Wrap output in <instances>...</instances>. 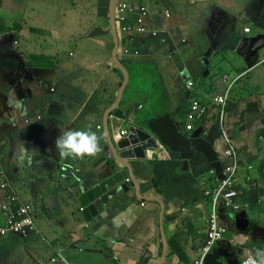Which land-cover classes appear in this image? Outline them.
<instances>
[{
    "label": "crops",
    "instance_id": "crops-1",
    "mask_svg": "<svg viewBox=\"0 0 264 264\" xmlns=\"http://www.w3.org/2000/svg\"><path fill=\"white\" fill-rule=\"evenodd\" d=\"M125 1L143 6L147 16L146 32L116 27V59L130 72L122 87L123 73L112 64L111 0H0V162L6 180L35 205L42 233L0 230V264H192L210 213L198 178L209 164L183 170L177 154L164 157L160 146L147 151L128 161L129 170L115 169L127 171L129 181L113 187L86 222L79 197L115 171L109 146L64 157L36 138L55 142L67 130L105 136L108 120L120 144L128 129L112 115L114 104L126 117L135 113L133 127L169 114L184 130L190 99L209 101L231 83L223 124L238 157L235 184L249 225L237 230L235 212L220 207L227 230L219 250L233 254L219 260L238 264L264 250V63L248 69L235 54L243 38L264 35V0ZM52 54L61 61H37ZM221 145L216 140L215 149ZM203 179L214 186L207 173ZM2 197L0 190V203Z\"/></svg>",
    "mask_w": 264,
    "mask_h": 264
},
{
    "label": "water",
    "instance_id": "water-1",
    "mask_svg": "<svg viewBox=\"0 0 264 264\" xmlns=\"http://www.w3.org/2000/svg\"><path fill=\"white\" fill-rule=\"evenodd\" d=\"M117 0H111L110 5V19H111V32L113 33L115 41V49L113 51L114 64L122 71L124 76V87L128 80L126 70L118 63L116 59L117 37L114 27V13ZM264 49V35L242 39L235 51V54L242 58V60L249 64L253 58L258 55V52ZM120 90L119 97L122 95ZM117 104L111 108L112 115L122 121L126 119V114L117 109ZM110 111V112H111ZM140 126L128 127V135L126 139L119 140L120 144L112 139L108 127V120L105 121V136H97V151L101 150L107 144L109 146L111 160L110 170H115L119 166L126 169L130 168L129 160L143 159L147 151L157 148L160 144L164 146L170 153L177 154L181 160L183 170L198 161H205L209 167L214 169V172L219 180L223 179L221 174L222 164L217 160V152L214 149L215 142L219 136V132L214 126L210 127L207 134L201 137L202 128L198 127L192 132L185 133L179 129V124L169 115L154 118L152 120L144 121L141 119ZM84 156L86 154H83ZM127 179V171L124 169L115 170L111 176L98 183L90 190L82 193L79 198L80 206L83 208V214L86 220L90 221L96 218L98 210L101 207L103 199L110 194L111 189L115 186L124 188V181ZM126 191V189H123ZM220 210V209H219ZM223 212V210H221ZM220 225L227 230L226 223L219 222ZM234 224L239 231H246L249 225L247 214L244 211L235 213ZM218 241L215 246L210 250L209 254L204 259V264H227L221 262L219 258H224L232 255V251H220Z\"/></svg>",
    "mask_w": 264,
    "mask_h": 264
},
{
    "label": "built area",
    "instance_id": "built-area-1",
    "mask_svg": "<svg viewBox=\"0 0 264 264\" xmlns=\"http://www.w3.org/2000/svg\"><path fill=\"white\" fill-rule=\"evenodd\" d=\"M134 10L137 12V16L134 20V31L136 33H142L143 29L140 25L141 19L145 15V11L144 9L135 8ZM133 12V9L120 4L118 6V13L120 15L119 21L122 23L125 22L126 15L133 14ZM125 30L130 32L132 28L128 26ZM244 32H248V30L245 29ZM151 34L152 36L153 34L155 35L154 32ZM122 52L123 54H127L128 50L123 49ZM192 86H194L192 80L186 82L187 88H191ZM229 88L230 87L228 86L224 92L213 95L209 101H202L198 97L191 98L185 114L183 131H193L195 125H200L204 119L207 120L205 122V129L201 133V136L204 137L209 127H212V121L208 122V117L211 116L212 112H215L216 115H214V117L217 120L215 128L219 132L218 140L222 144L221 151H218V158L222 162V175L224 176L222 180H218L214 176V171L212 169L209 170V176L212 182H214V186L212 188L208 186L206 188L204 185L205 181L207 183V180H204L203 177L199 176L202 178L199 180V184L204 189V195L209 199L210 213L207 217V230L205 239L200 249V254L192 264H204L206 255L209 254L215 243L224 238L226 230L219 225L220 206L233 212H239L247 208L246 205H243L238 201L239 194L234 185L239 170L238 157L232 140L228 136V130L223 124V112L229 96ZM135 117V113H132L129 121L132 122ZM124 134L125 131L121 130L120 135ZM161 148L160 154L164 157H169L168 152L164 149V147ZM0 177V190L3 192L0 209H2L4 213V225L0 228L1 232L3 234L23 236L37 234L38 229L35 223L34 208L31 204L24 203L18 194L14 192L12 182L6 180V171L2 167L1 162ZM254 259L255 256L246 255L238 261V264H252Z\"/></svg>",
    "mask_w": 264,
    "mask_h": 264
},
{
    "label": "clouds",
    "instance_id": "clouds-1",
    "mask_svg": "<svg viewBox=\"0 0 264 264\" xmlns=\"http://www.w3.org/2000/svg\"><path fill=\"white\" fill-rule=\"evenodd\" d=\"M120 4H123V5H125L127 8H130V9H133V14H127L126 15V17H125V22H120L119 21V18H120V15H119V13H118V6L120 5ZM134 8L135 9H144V11H145V15H144V17L141 19V25H140V27L143 29V31L145 32V30L146 29H144V27H143V25H144V19L146 18V16H147V12H146V10H145V8L143 7V6H139V5H133V4H130V3H128V2H126L125 0H117V2H116V6H115V13H114V27H115V32H116V27H118V29L119 30H123V31H125V32H127L125 29L128 27V26H130L131 28H132V30L130 31V32H127V33H133V34H140V33H136L135 31H134V26H135V22H134V20H135V17L137 16V12H136V10H134ZM166 18L168 17V15L167 14H165L164 15ZM109 21H110V23H111V19H110V16H109ZM245 30V29H244ZM248 30V29H247ZM244 32V31H243ZM249 33V30H248V32H244V34L245 35H247ZM260 36V35H259ZM256 37V36H255ZM250 38H252V37H250ZM243 39H245V38H243ZM123 53V52H122ZM264 49L263 50H261V51H259L258 52V55L255 57V58H253L252 60H251V62L249 63V64H247V63H245L246 64V67L248 68V69H250V68H252V67H255V66H258V65H261V64H263L264 63ZM263 54V55H262ZM237 56V55H236ZM238 57V56H237ZM242 59V58H241ZM253 61H255V62H253ZM244 62V61H243ZM253 62V63H252ZM241 77V76H240ZM239 78V77H238ZM238 78H236L235 80H237ZM231 85H232V83L231 84H229L228 86L230 87L229 88V96H230V91H231ZM228 86H226L225 88H224V90H222L220 93H222V92H224L227 88H228ZM220 93H218V94H220ZM213 95H215V94H213ZM212 95V96H213ZM229 96H228V98H229ZM228 100V99H227ZM211 114H213V116L212 117H214V115H216L215 114V112H212ZM127 119H125L124 121H125V127L128 129V127L129 126H132V125H130V123H132L133 122V120H132V122H130L129 121V118H130V116L129 117H126ZM215 118V117H214ZM263 119H264V116H263ZM212 126H214L215 127V122L214 123H212L211 124ZM195 127H201L202 128V131L205 129V126L204 127H202V126H200V125H195ZM211 127V126H210ZM209 127V128H210ZM195 129V128H194ZM193 129V130H194ZM216 129V128H215ZM209 130V129H208ZM208 130H207V132H208ZM121 131V130H120ZM123 131H125V129H123ZM181 131H183V130H181ZM183 132H185V133H189V132H192V131H183ZM125 133H126V131H125ZM202 133V132H201ZM207 134V133H206ZM125 135V134H124ZM124 135H120V132H119V136H124ZM200 136H201V134H200ZM202 137V136H201ZM97 140H98V138H97V136H96V134L94 133V132H90V131H81V130H67V131H64L63 133H61L59 136H58V138L56 139V141H55V146L59 149V153H60V155L61 156H64V157H73V156H76V157H78V156H81L82 154H89V155H92V154H95V152L98 150L97 149ZM217 140H218V138H217ZM164 147V146H162V145H160V144H158L157 145V147ZM222 147V146H221ZM164 149L167 151V152H169L165 147H164ZM214 149H215V145H214ZM156 150H157V148H156ZM216 150V149H215ZM216 152H217V160L222 164V162L219 160V158H218V151L216 150ZM170 153V152H169ZM212 168H207V170H206V172L205 173H207L208 175H209V173H208V171L209 170H211ZM213 171H214V169H212ZM204 173V174H205ZM204 174L203 175H201V177H203L204 176ZM221 174H222V172H221ZM214 176L217 178V176H216V174H215V172H214ZM223 176V175H222ZM198 178H200V177H198ZM209 178H210V176H209ZM223 178H224V176H223ZM211 179V178H210ZM218 179V178H217ZM219 180V179H218ZM222 180V179H221ZM127 181H129V179H128V177H127V179L124 181V182H127ZM131 182H132V180H130ZM212 181V180H211ZM133 183V182H132ZM12 184H13V190H14V192L15 193H17L18 194V196L23 200V202L24 203H29V204H31L32 206H33V208H34V214H35V223H36V226H37V229H38V233L37 234H31V235H29L30 237L31 236H34V235H39V236H41L42 237V233H41V231H40V229H39V226H38V224H37V220H36V215H37V209H36V207H35V205L32 203V202H29L28 200H26L22 195H21V193H20V191H19V189H18V187H17V185H16V183L14 182H12ZM235 185V189H236V191L238 192V190H237V188H236V184H234ZM3 193V192H2ZM238 194H239V192H238ZM80 198V197H79ZM2 201V200H1ZM238 201H239V195H238ZM240 202V201H239ZM80 203V202H79ZM0 205H1V203H0ZM141 205H143V204H141ZM221 207V206H220ZM221 208H223V207H221ZM220 209V208H219ZM223 209H225V208H223ZM227 210V209H226ZM0 211H1V209H0ZM80 211L82 212V214H83V208L81 207L80 208ZM228 211H230V210H228ZM241 211H244V210H241ZM231 212H233V211H231ZM240 212V211H239ZM2 213V212H1ZM235 213H237V212H235ZM3 214V213H2ZM4 216V215H3ZM83 218L85 219V221L86 222H91L92 221V219L90 220V221H88V220H86V218L84 217V214H83ZM219 225H220V223H219ZM221 226V225H220ZM207 230V229H206ZM205 239V238H204ZM223 240V239H222ZM46 241H47V239H46ZM216 244V243H215ZM215 246V245H214ZM213 246V247H214ZM252 264H264V250H257V252H256V258L252 261Z\"/></svg>",
    "mask_w": 264,
    "mask_h": 264
},
{
    "label": "rangeland",
    "instance_id": "rangeland-1",
    "mask_svg": "<svg viewBox=\"0 0 264 264\" xmlns=\"http://www.w3.org/2000/svg\"><path fill=\"white\" fill-rule=\"evenodd\" d=\"M47 4H50V3L47 2ZM145 32H146V30H145ZM154 36L155 35L153 34V37ZM47 60L48 61H51V62H54L55 60L61 61V59L57 58L55 54L50 55L48 58H45V56H39V57H37V61H39V62L40 61L45 62ZM112 64H114V63L112 62ZM206 66H208V65H206ZM69 80L73 83L75 81L74 80V75H71L69 77ZM81 86H82L83 89H85V86H83L82 84H81ZM36 142L38 144H40L41 147L44 148V149H48V150L49 149H51V150L53 149V151L55 150V142L54 141H50V137L47 136V135H41L40 137H37L36 138ZM27 154H29V151L27 152ZM1 211L3 213V210L2 209H1Z\"/></svg>",
    "mask_w": 264,
    "mask_h": 264
},
{
    "label": "trees",
    "instance_id": "trees-1",
    "mask_svg": "<svg viewBox=\"0 0 264 264\" xmlns=\"http://www.w3.org/2000/svg\"><path fill=\"white\" fill-rule=\"evenodd\" d=\"M105 19L107 20L108 18L105 17ZM121 66H122V65H121ZM122 67L125 68V69L128 71V69H127L125 66H122ZM127 71H126V72H127ZM127 74H128V77H129V76H130V72L128 71ZM209 91H210V92L213 91V86H212V85L209 86ZM210 92H209V94H210ZM202 101H208V100H206V99H202ZM206 121H207V120L204 119V120L201 122L200 126L204 127ZM209 121H212V123H214V117H212V118L208 117V122H209Z\"/></svg>",
    "mask_w": 264,
    "mask_h": 264
}]
</instances>
